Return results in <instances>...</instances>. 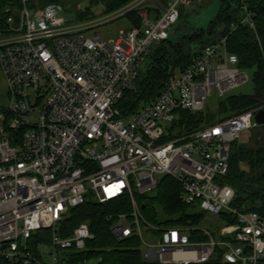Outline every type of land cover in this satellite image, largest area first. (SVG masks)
<instances>
[{"label":"built area","instance_id":"obj_1","mask_svg":"<svg viewBox=\"0 0 264 264\" xmlns=\"http://www.w3.org/2000/svg\"><path fill=\"white\" fill-rule=\"evenodd\" d=\"M164 1L134 0L85 22L62 16L68 12L59 4L7 11L0 40L8 90L0 106V264H71L95 239L87 223L64 236L72 212L123 197L132 211L110 216L111 233L118 241L136 238L146 261L209 264L220 249L225 264H264V218L235 208L226 184L233 146L264 129L255 120L262 108L188 134L174 127L179 112H203L211 94L222 98L248 82L227 39L173 74L153 103L130 115L119 107L189 3ZM132 14L141 24L117 41L86 37ZM251 17L245 23L253 27ZM156 176L175 180L185 205L236 223L219 234L150 225L138 197L154 194Z\"/></svg>","mask_w":264,"mask_h":264},{"label":"trees","instance_id":"obj_2","mask_svg":"<svg viewBox=\"0 0 264 264\" xmlns=\"http://www.w3.org/2000/svg\"><path fill=\"white\" fill-rule=\"evenodd\" d=\"M81 1L0 0V33L5 28L7 11H18L25 6L40 9L50 4H59L68 7L71 11L69 13L80 19L94 17L90 9H80ZM91 1L93 5L103 4L105 13L109 14L134 0ZM248 13L252 15L253 27L245 23ZM127 17L133 19L135 26L141 24L136 14ZM222 39H227L228 52L238 57L240 69L254 70L253 94L234 95L220 101L217 107L218 119L208 109L200 113L181 111L174 127L181 134H188L252 109H264V0H221L220 11L207 31L191 28L183 36L179 34L177 42L168 39L156 46L149 66L140 75L135 89L128 91L120 103L124 115H130L142 106L153 103L177 70L185 71L206 46ZM248 138L247 143L240 140L233 146L226 184L235 191V208L242 213H257L264 218V136L255 130ZM241 144H248L249 147L242 149ZM181 193V186L175 180L164 177L154 194L138 197L147 223L159 229L201 227L204 214L194 206L185 205ZM131 211L129 197L105 204L88 202L74 210L65 225L64 236H69L80 224L87 223L95 239L88 242L85 252L73 255L71 264H89L91 261L98 264H158L143 259L140 242L136 238L118 241L112 235L110 216L128 215ZM226 221V224L236 223L235 219L226 218ZM199 238L205 239L201 235ZM222 253L219 249L217 258L209 264H225Z\"/></svg>","mask_w":264,"mask_h":264},{"label":"rangeland","instance_id":"obj_3","mask_svg":"<svg viewBox=\"0 0 264 264\" xmlns=\"http://www.w3.org/2000/svg\"><path fill=\"white\" fill-rule=\"evenodd\" d=\"M64 7V6H63ZM68 13H62V16H69L73 17L75 14H71L69 12L70 9L68 7H64ZM221 8V0H189V3L186 5H182L180 8L181 18L179 22L175 25V27L170 32V40L171 42L175 43L178 41V35H184L187 31L191 28L193 30H205L207 31L209 28L210 23L216 17L218 12ZM80 9L82 11H86L88 9L91 10L94 17L87 18V19H80L78 16H74L77 22H85L92 20L93 18H99L102 16L107 15L105 13V8L103 4L93 5L91 0H82L80 3ZM153 13H156L154 9H150ZM135 22L130 17H124L119 20H116L110 24L98 27L95 30L86 34L87 38H92L96 34H100L101 38L108 41V42H115L120 39L121 33L129 31L135 27ZM190 33V32H189ZM4 37V31L0 33V40ZM177 74L180 73L179 70L176 72ZM245 74L248 76V82L240 85L239 87L229 91L224 97L218 98L215 93L209 96L207 109L210 113L215 116L216 119L219 118L217 115V107L220 101L225 100L226 98L234 95H252L254 91L253 85V77H254V70H246ZM7 96L8 90L6 86V81L4 76L0 73V106L5 105L7 103ZM36 118L35 116L32 117L34 121ZM258 132L262 133L264 136V129L257 130ZM252 134L251 131L246 132L243 134L241 140L245 143L248 142V137ZM259 134V133H258ZM165 176H156L157 180L164 178ZM132 207V206H131ZM227 224H222L219 217L216 215L205 214L203 223L201 227L203 229H207L212 233L219 234L222 233L223 229ZM143 232L147 238V230L143 225ZM71 253V252H69ZM89 264H98L95 261H91Z\"/></svg>","mask_w":264,"mask_h":264},{"label":"water","instance_id":"obj_4","mask_svg":"<svg viewBox=\"0 0 264 264\" xmlns=\"http://www.w3.org/2000/svg\"><path fill=\"white\" fill-rule=\"evenodd\" d=\"M255 120L257 121V123H258L259 125H264V109L260 110V111L257 113V115H256V117H255ZM248 147H249L248 144H241V145H240V148H242V149H247Z\"/></svg>","mask_w":264,"mask_h":264}]
</instances>
